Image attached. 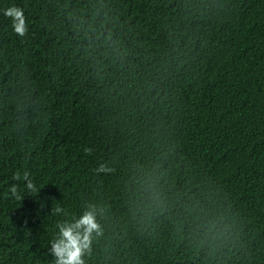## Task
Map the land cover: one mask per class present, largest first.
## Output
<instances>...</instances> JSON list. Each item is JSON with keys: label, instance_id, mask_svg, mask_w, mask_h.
Masks as SVG:
<instances>
[{"label": "trees", "instance_id": "16d2710c", "mask_svg": "<svg viewBox=\"0 0 264 264\" xmlns=\"http://www.w3.org/2000/svg\"><path fill=\"white\" fill-rule=\"evenodd\" d=\"M85 209V264H264V0H0V264Z\"/></svg>", "mask_w": 264, "mask_h": 264}, {"label": "clouds", "instance_id": "9594fccd", "mask_svg": "<svg viewBox=\"0 0 264 264\" xmlns=\"http://www.w3.org/2000/svg\"><path fill=\"white\" fill-rule=\"evenodd\" d=\"M5 15L11 19L13 30L20 36L26 32L25 17L23 10L17 6H11L6 9ZM85 152H90V149L85 148ZM103 164L97 167L98 172L105 171ZM19 181L21 176L16 173L13 177ZM25 180V188L28 193H35L38 191L32 179L29 178V173H23ZM9 192L16 199H21L16 184L9 188ZM59 207L55 209L60 212ZM58 230L57 235L49 241L51 247L50 252L54 257V264H85L83 257L86 253H90L92 244V234H100V225L97 223L95 212L90 209H85L78 218L71 220L58 221L56 223Z\"/></svg>", "mask_w": 264, "mask_h": 264}]
</instances>
